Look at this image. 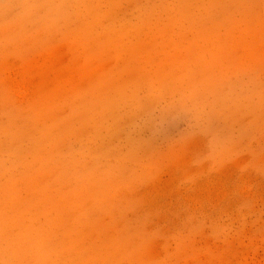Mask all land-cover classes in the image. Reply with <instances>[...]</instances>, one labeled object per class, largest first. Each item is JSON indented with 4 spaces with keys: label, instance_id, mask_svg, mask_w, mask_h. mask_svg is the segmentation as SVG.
I'll list each match as a JSON object with an SVG mask.
<instances>
[{
    "label": "rangeland",
    "instance_id": "rangeland-1",
    "mask_svg": "<svg viewBox=\"0 0 264 264\" xmlns=\"http://www.w3.org/2000/svg\"><path fill=\"white\" fill-rule=\"evenodd\" d=\"M0 264H264V0H0Z\"/></svg>",
    "mask_w": 264,
    "mask_h": 264
}]
</instances>
